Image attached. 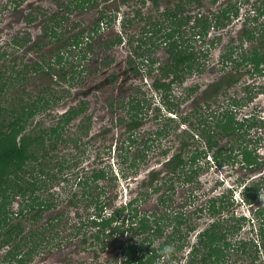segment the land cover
<instances>
[{"label": "trees", "instance_id": "obj_1", "mask_svg": "<svg viewBox=\"0 0 264 264\" xmlns=\"http://www.w3.org/2000/svg\"><path fill=\"white\" fill-rule=\"evenodd\" d=\"M58 1L61 5L59 7L61 11L54 10L41 24L43 32L38 37L43 43L36 39L32 40L39 50H42L49 41H55L56 45L52 50L51 59L40 58L31 63L14 55L11 63H6L7 59H3L4 63L0 68V92L10 91L15 86L17 88L14 91L12 108L8 110L10 112L6 113L5 106L0 107V248L9 246L5 259H3L4 264L7 262L28 264L33 255L41 250L43 241L50 240L53 241L54 246H60L61 240L69 241L73 237L80 238L85 245L97 239V244L101 246H117L120 255H122L121 258L118 254L115 255V261H119V264H158L166 254L169 255V261H172L178 251L184 249L188 234L195 230L197 225L193 223V215L186 216L183 212L173 214L174 211H163L157 214V212L152 211L149 214L139 208V200L142 199L143 202L150 195L149 186L154 185V192H157L167 182L163 176H159L161 172L154 170L155 168L149 171L147 179L142 180V183L146 184L147 187L145 192H138L137 196L140 199H137L136 196L107 211L106 206L111 205V199L106 195V192H99L98 195L93 194L91 192L92 184H88V180L81 179L80 183L89 185L88 188H83V195L84 200L88 201L86 205L92 206L90 212H87L86 215L79 214L78 220L75 222H70L68 219L64 220L65 215L62 212H57L54 215H49L40 226L36 227L34 224L57 204L54 192L50 191L48 181L45 179L57 178V174H52L51 169L57 167V170L62 171L67 162L65 159H60L51 164V159L48 161L39 159L38 152L44 149L47 136L54 140L49 143V146L53 149L56 148L55 141L63 136L64 124L72 122L79 114H84L88 108V103L83 101L79 107L73 106L72 109L63 114L56 125L29 133L27 128L30 120L55 105L63 94L58 95L56 89L51 87L41 89L37 93H29L23 84L27 82L29 73L46 76L58 74V77L68 84L66 94L70 93L74 85L82 80V73L89 67V54L94 49L95 43L93 41H95L96 36L100 35L104 25L108 27L115 24L121 11V5H117L112 11L107 6L96 9L98 13L96 19L88 27H79L80 23L72 19L73 12L94 10L100 6V2L109 0ZM119 1L121 4L129 2V0ZM149 1L154 4L152 14L151 12L144 14L143 7H136L132 14L119 20L123 30L116 33L110 41L105 42L103 47H115L124 41L133 43L134 45L131 44L133 56L127 63L133 67V71L137 75L141 74L143 70L151 76V87L160 93L162 102L167 106V110L171 111L174 110V106L179 105L197 90L195 86L187 88L185 94L177 97L179 103L173 101L175 98L174 84L184 86L183 83L195 69L201 70L202 62L199 61V57L193 48L191 37L201 40L207 37L211 30L216 31L224 28L227 21L238 15L239 7L237 3L229 2L226 7L219 8L216 13L205 10L194 13V23L189 27L192 33L185 38L183 33L187 29L184 27L185 25L188 26L191 21V12H194L190 11V6L201 4L203 0H176L172 7H161L160 0H140L144 4ZM216 1L209 0L210 3ZM17 6L18 4L14 8L17 9ZM256 10V15L252 16L253 19H251L252 23L243 28L240 45L230 44L223 52L221 57L225 67L223 68H229V70L225 71V77L222 78L223 80L221 79L222 81L213 83L204 90L210 97L218 96V92L224 90L223 85L227 89L234 86L248 72L264 73V19L263 21L259 20L264 17V5L258 6ZM27 18L30 23L38 20L37 12L31 10ZM140 21L145 23L140 32L130 35L129 39L126 40L124 36L127 34L126 27ZM257 21L260 22L257 23ZM69 22L72 27L69 26ZM217 36L211 40L212 44L210 45L221 38V35ZM31 37L28 32H24L22 36L14 37L13 41L15 45L22 46L31 41ZM254 40L259 41L260 44L247 49L242 48L244 41ZM161 46L166 47L168 57L166 62L159 64V57L155 53ZM238 47L240 50H237ZM202 54L206 56V52ZM5 56V52L0 53V58ZM110 63L108 58L103 61L106 66ZM139 87H137V92L142 90ZM227 89H225L224 94L228 93L226 92ZM245 90L250 92L249 94L253 93L248 86L245 87ZM246 98L250 100L253 97L252 95L244 97L231 95L227 100L228 106L222 105L226 107L225 109H214L211 114H207L204 119L199 121L202 125V130L199 129L201 138L206 139L203 146L205 148L201 151L202 155L193 151V154L187 157L184 147L183 150L181 149L165 159L163 164L176 173L178 180L181 182L191 181L192 173L195 174L199 171V157H207L208 152L219 145L218 136L224 137L235 134V139L242 142L240 154L244 165L252 170L264 167V160L258 157V148H249L248 144H245L250 129L256 123L252 121L247 123L245 119L237 117V107L248 101ZM151 102L152 98L147 97L146 91H143L139 97L132 94L128 99H117L111 103L112 107L125 112L124 117L118 118V123L125 125L127 135L124 142H129L130 147L138 143V129L143 125L144 116L149 113ZM161 111L162 108L158 105L153 111V118H158ZM189 118L190 115H181L180 123H186ZM207 120L214 123L212 129L204 128L203 125ZM260 123L262 125L263 122ZM88 124L89 122H83L80 127L88 130L90 127ZM156 132L158 134L164 133L166 128L156 130ZM261 139L262 137L257 142L260 143ZM149 140L144 141L143 147H138V153L130 159V168L137 167L139 164L137 160H143L146 157L145 145L148 147ZM187 145L188 143L184 142V146ZM48 152L46 153L48 154ZM162 152L167 154L166 149ZM225 153L227 158L231 157L233 145L226 150L222 146L217 147L213 152V157L222 164L227 160L224 156ZM32 162L40 167L35 168V165H31ZM196 163L197 166H195ZM188 167L189 169H187ZM134 173H138V171H134ZM105 174L106 172L100 169L92 174V179L97 181L105 177ZM241 186L242 201L250 205L256 203L264 187V174L263 176L261 174V177L256 181H249V183H244ZM38 191H48L49 193L39 196L37 195ZM173 191L174 187L171 185L166 192L161 193L159 202L167 205L171 200ZM234 191V189H230L226 193L216 195L208 200L205 206L195 208L196 214L206 212L211 217V221L199 230L195 235V241L189 242L188 264H216L225 261L231 254V249L235 248L230 235L243 227L247 217L246 215L239 217L234 215L223 217L221 215L225 210L233 208L232 206L235 204ZM16 196L22 197L23 202L17 211L11 209V203ZM258 215L260 218L264 217V206L258 210ZM15 216L18 219H15ZM23 219L24 221H22ZM229 219L234 221L229 222ZM26 223H30L31 226L25 233ZM169 224L174 225L173 231L166 235V227ZM184 224L187 225V229L183 227ZM63 232L69 233L63 237ZM258 236L259 240L254 243L255 257L259 256V252L264 249V220L260 222ZM236 244L237 248L245 250L248 243L242 239L236 241Z\"/></svg>", "mask_w": 264, "mask_h": 264}, {"label": "rangeland", "instance_id": "obj_2", "mask_svg": "<svg viewBox=\"0 0 264 264\" xmlns=\"http://www.w3.org/2000/svg\"><path fill=\"white\" fill-rule=\"evenodd\" d=\"M160 1L161 7H172L176 0ZM229 2L237 3L239 13L232 20L227 21L224 28L216 31L210 29V34L201 40L191 37L193 48L199 57V61L202 62L201 70L195 69L183 83L184 86L174 84L175 98H173V101L179 103L177 97L185 94L187 88L195 86L198 91L195 93L194 102L191 98H187L179 105L174 106V110L171 111L167 110V106L162 102L160 93L151 87V76L143 70L141 74L137 75L133 71V67L127 63L130 57L133 56V43L124 41L121 45L115 47H103L105 42L110 41L116 33L123 30L120 24L121 21H119L122 17L132 14L136 7H143L144 14L147 12L152 14L154 11L153 2L149 1L144 4L140 0H129L128 3L121 4L119 0H109L100 2V6L94 10L73 12L72 19L80 23L79 27H88L98 16L96 12L98 9L107 6L112 11L117 5H121L117 22L108 27L104 25L100 35H97L95 41H93L95 45L89 54V67L82 73V80L74 85L70 93L66 94L68 84L60 79L58 74L46 76L29 73L27 82L23 84L29 93H37L41 89L51 87L56 89L58 95L63 94L55 105L30 120L27 128L29 133H34L40 128L48 129L51 125H56L63 114L72 109L73 106L79 107L83 101L88 103V108L84 114H79L78 118L64 124L63 136L55 141L56 148L53 149L49 146V143L54 140L47 136L44 149L38 152L39 159L46 161L51 159V164L60 159H65L67 162L62 171L57 170V167L51 169V173H56L57 178L45 179L48 181L50 191L54 192L57 204L50 212H46L38 222L34 223L36 227L43 224L49 215H54L57 212H62L65 215L64 220L68 219L70 222H75L78 220L79 214L83 215V213L86 214L91 211L92 206L87 207L88 201L84 200L83 195V188L86 189L89 185L80 183L81 179L88 180V184H92L93 189L91 192L93 194L98 195L99 192H106V195L111 199V205L106 206V210L110 211L115 206L135 198L139 191L145 192L147 185L142 183V178L147 179L149 171L155 168L154 170L161 172L159 176H163V179L167 182L157 192H154V185L149 186L148 192H150V195L143 202L142 199L139 200V208L149 214L152 211L157 212V214L163 211H174L173 214L183 212L186 216L193 215V223L197 225V228L188 234L184 249L178 251L172 261H169V255L166 254L158 264H188L189 242L195 241V235L211 221V217L206 212L196 214L195 208L205 206L212 197L227 192L231 188L235 189L233 195L235 204L232 209L225 210L221 215L223 217L226 215L228 217L231 215L236 217L246 215L247 219L239 231L230 235L235 245V248L231 249V254L225 261L216 264H264V249L259 252L257 257L254 253V243L259 240L260 222L264 220V217L260 218L258 215V210L264 206V187L259 200L252 205L242 201L240 194L241 185L249 183V181H256L261 177V174L263 176L264 167L252 170L244 165L239 150L242 147L241 140H236L234 136V139L233 137L232 139L230 137H220L219 146H222L224 150L233 145L232 156L227 158L225 153L224 156L227 160L222 164L215 159H209L210 152L205 158L199 157V171L195 174L192 173L193 178L190 182H181L177 179L176 173L163 164L167 157L179 152L181 149L183 150L184 147L185 156L187 157L193 154V151L202 155L201 151L205 148L203 146L206 139L201 138L199 131L202 130V125L199 121L214 109H225V106H228L227 100L231 95L239 97L252 95V99L246 98L248 101L237 107V117L245 119L247 123L251 121L256 123L255 127L250 129L245 144H248L249 148H258V157L264 160V73L248 72L229 89L223 85L224 90L218 92V96L210 97L208 93L204 92L211 84L219 82L222 78L224 79L225 71H228L229 68L224 69L221 58L223 52L230 44L240 45L243 28L252 23V16L257 13L256 8L264 5V0H217L215 3L203 0L201 4L191 5L190 11L194 12H191V21L188 26L185 25L184 29L187 30L183 35L185 38L191 35L192 32L189 27L193 25L196 13L203 12V10L216 13L219 8L226 7ZM16 3L20 5L19 11L12 12V8ZM59 3L58 0H0V53H6L5 57L0 58V68L4 63L3 59H7L6 63H11L14 55L31 63L40 58L51 59L56 42L49 41L47 45L43 46L42 50H39L32 40L36 39L43 43L38 37L43 32L41 24L45 19L47 20L54 10L61 11ZM31 10L37 12L38 15V20L34 23H30L28 16H26ZM263 19L264 17L259 20L263 21ZM260 21H257V23ZM144 24V21H140L127 26L125 39L128 40L132 34H138ZM69 26L72 27L70 22ZM24 32H28L32 36L31 41L22 46L15 45L14 37L22 36ZM217 35H221V38L210 45L212 44L211 40L218 37ZM259 44L260 42L255 40L244 41L242 48L247 49ZM237 50H240V48L238 47ZM204 52H206V56L202 54ZM155 55L159 57V64L166 62L168 57L166 47L161 46ZM106 58L110 59L111 62L108 66L103 64ZM246 86L253 91L252 94L245 90ZM15 87L10 91L0 92V107L5 106L6 113H9L8 110L12 108L14 91L17 89ZM137 87L142 90L137 92ZM225 89H227V94H224ZM143 91H146L147 97L152 98V102L149 113L143 118V125L138 129V143L130 147L129 142H124L127 129L124 124L118 123V118L120 116L124 117L125 112L112 107L111 103L117 99H128L132 94L139 97L143 94ZM158 105L162 108V111L160 116L155 119L153 118V111ZM181 115H190L189 121L180 123ZM83 122H89L90 127L88 130L80 127ZM260 122H263L262 125ZM203 126L212 129L214 123L207 120ZM163 128H166V132L161 134L156 132V130ZM260 137L262 139L259 143L257 141ZM66 139L67 141H65ZM148 139H150L148 147L145 145L146 157L143 160H137L139 162L137 167L130 168V159L138 153V147H143L144 141ZM184 142H187L188 145L184 146ZM243 142L245 141L243 140ZM123 144L124 147L122 148ZM164 149L167 150V154H163L162 150ZM31 165H35V168L40 167L35 162H32ZM195 166H197V163ZM100 169L106 172V176L97 181L93 180L92 174ZM134 171H138V173H134ZM124 172H126V176H123ZM171 185L174 187L173 195L167 205H163L159 202L161 193L166 192ZM48 193V191H38L37 195L43 196V194ZM137 197V199H140L139 196ZM22 204V197L16 196L11 203V209L17 211ZM233 221V219H229V222ZM30 226V223L25 224V233ZM186 226V224L183 225V227ZM173 227V224H169L166 227L165 234H170ZM68 233L63 232L62 236L65 237ZM242 239L248 243L245 250L237 248L236 241ZM60 244V246H54L53 241H43L40 247L41 250L33 255L28 264H119V261H115V255L118 254L120 258L122 257L117 246H101L97 244V239L85 245L80 238L73 237L69 241L61 240ZM8 247L0 248V264L5 263L3 259H5ZM44 248H47V250H44ZM7 264L12 263L7 262Z\"/></svg>", "mask_w": 264, "mask_h": 264}, {"label": "flooded vegetation", "instance_id": "obj_3", "mask_svg": "<svg viewBox=\"0 0 264 264\" xmlns=\"http://www.w3.org/2000/svg\"><path fill=\"white\" fill-rule=\"evenodd\" d=\"M16 4H18V6H17V9H15L14 7H15V5ZM15 5H14V7L12 8V12H17V11H19V3H16ZM26 16H28V13L26 14ZM37 21V20H36ZM36 21H34V22H36ZM34 22H31V23H34ZM222 29V28H221ZM219 30V29H218ZM212 85V84H211ZM197 89V88H196ZM198 90H195V92L194 93H192L188 98L190 99L191 98V100L194 102V100H195V93L197 92ZM205 94V93H204ZM196 107V106H195ZM120 111H122V110H120ZM210 114H211V112H209ZM201 116V115H200ZM211 117V116H210ZM78 118V117H77ZM255 126H253L252 128H254ZM235 137V134L234 135H229V136H224V137H230L231 139H232V137ZM220 137H222V136H218V139L220 138ZM233 137V138H234ZM220 142V141H219ZM219 145H220V143H219ZM215 146V147H213L212 149H211V151H210V153L211 154H209V159H211L212 158V160L214 159V157H213V152L217 149V147H220V146ZM241 148V147H240ZM240 148H239V150H240ZM164 163V162H163ZM154 169V168H153ZM127 175V174H126ZM123 176H125V172L123 173ZM142 180H143V178H142ZM242 187V186H241ZM240 187V188H241ZM232 189V188H231ZM230 190V189H229ZM235 190V189H234ZM228 192V191H227ZM223 193H226V191L225 192H223ZM234 193H235V191H234ZM234 193H233V195H234ZM222 194V193H221ZM87 207H89V206H87ZM83 215H86V214H84L83 213Z\"/></svg>", "mask_w": 264, "mask_h": 264}]
</instances>
